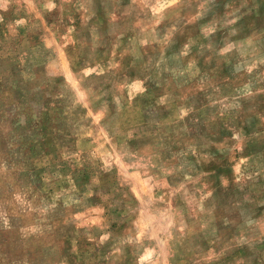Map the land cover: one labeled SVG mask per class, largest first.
I'll return each instance as SVG.
<instances>
[{"label":"rangeland","instance_id":"1","mask_svg":"<svg viewBox=\"0 0 264 264\" xmlns=\"http://www.w3.org/2000/svg\"><path fill=\"white\" fill-rule=\"evenodd\" d=\"M0 264H264V0H0Z\"/></svg>","mask_w":264,"mask_h":264}]
</instances>
